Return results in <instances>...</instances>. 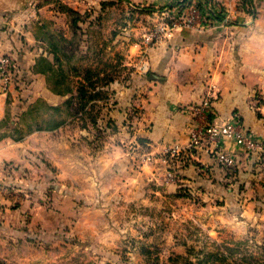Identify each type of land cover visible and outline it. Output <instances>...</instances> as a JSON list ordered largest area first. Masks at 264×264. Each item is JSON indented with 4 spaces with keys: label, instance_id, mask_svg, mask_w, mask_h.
I'll list each match as a JSON object with an SVG mask.
<instances>
[{
    "label": "crops",
    "instance_id": "0c3cea01",
    "mask_svg": "<svg viewBox=\"0 0 264 264\" xmlns=\"http://www.w3.org/2000/svg\"><path fill=\"white\" fill-rule=\"evenodd\" d=\"M183 1L188 6L206 0H0V57L9 55L17 66L15 86L7 95L0 91V123L8 110L12 116L7 126H0V178L29 191L30 197L40 193L50 199L47 211L73 223L70 229L77 230L84 244L92 240L101 246L122 244L124 230L145 225L144 218L137 216L120 220L119 209L110 201L151 206L157 197L181 199L182 188L204 200L223 197L225 203L195 208L215 220L243 225L256 213L253 195L257 182L264 184V0H253L254 16L238 7L240 0H212L221 20L208 14L197 26L174 30L149 49V71L139 74L132 67L139 46L129 40L134 30L129 20L134 16L148 20V8ZM63 8L78 14L87 25L108 22L113 39L119 38L124 47L121 69L99 83L97 90L105 97L93 104L91 123L87 111L77 118L78 124L71 121L65 105L70 94L54 93L48 83L50 74L34 70L41 57L57 67L55 53L42 35L43 24L68 28ZM225 10L233 13L229 22L222 21ZM121 22L118 32L114 28ZM207 94L215 97L218 118L239 119L245 131L262 142L261 148L252 151L230 141L218 144L235 157L239 170L234 182L244 184L247 194H232L230 173L204 149L196 150L188 164L177 168L174 182H165L167 164L160 153L186 145L196 127L191 108ZM39 101L60 108L59 125L21 130L14 119ZM15 127L23 134L19 140L12 136ZM225 185L226 192L217 194ZM232 199L238 202L229 204ZM25 208H0L1 231L18 227ZM166 212L174 217L181 213L179 208H158V214ZM146 225L164 229L162 221ZM158 242L160 249L176 250L173 236L172 241L159 237ZM126 253L134 256L133 251Z\"/></svg>",
    "mask_w": 264,
    "mask_h": 264
},
{
    "label": "rangeland",
    "instance_id": "374dc122",
    "mask_svg": "<svg viewBox=\"0 0 264 264\" xmlns=\"http://www.w3.org/2000/svg\"><path fill=\"white\" fill-rule=\"evenodd\" d=\"M63 11L68 28L62 24L48 27L43 24L42 35L61 61L57 66L59 69L49 76L48 83L54 92L64 91L70 94L66 115L71 121L78 124L77 118L87 111L88 122L91 123L93 104L97 99L105 97V93L97 90L99 83L111 77L112 71L121 69L124 47L119 38L113 39L114 31L108 22L104 25H87V21L84 23V20L67 8H63ZM151 18L152 16L144 20L134 16L129 20L134 29L129 38L131 43L140 46V36L152 25ZM121 24L122 22L118 24L119 28L114 29L121 31ZM100 72H104L105 76L101 77ZM60 111V108H48L42 101L35 103L23 116L14 120L19 123L21 130L48 128L61 121ZM11 117L8 110L2 127L8 125ZM1 135L3 134L0 133ZM17 135L15 132L12 134L13 137ZM238 170L230 175L233 179L229 183L232 185L231 192L234 195H239L240 192L247 194L244 184L235 183L238 182ZM258 184L259 181L253 195L256 198L253 201L256 213L250 218L251 221L243 225L240 221L226 222L215 220L207 214H199L195 208L225 203V200L221 196L204 200L199 195L191 194L187 188H182L185 190L181 191V199L174 201L172 198L157 197L158 203L151 206L110 201L112 206L123 212L116 214L120 220H130L137 216L138 219L144 218L145 225L141 222L143 228L124 230L122 235L126 238L122 240V244L101 246L100 243L94 245V240L88 239L86 242H91L84 244L78 238L77 230L70 229V226L74 227L73 223L62 220L61 215L56 212L47 211L50 199L49 201L40 196V193L30 197L29 191L9 183L11 194H0V208L16 209L23 205L26 213L21 215L18 227L6 232L0 229V264H264V184ZM225 189L226 185L220 187L217 194L225 193ZM249 196L246 195L244 199L247 200ZM235 201L238 202L232 199L229 204L235 205ZM40 205L43 206L42 209ZM158 208L161 211L179 208L181 213L175 217L167 212L158 214ZM151 220L162 221L164 229L146 225ZM172 236L177 243L174 246L176 250L169 252L164 246L160 249L159 237H164V240L169 237L172 241ZM131 251L134 256L126 253Z\"/></svg>",
    "mask_w": 264,
    "mask_h": 264
},
{
    "label": "built area",
    "instance_id": "2783aa9c",
    "mask_svg": "<svg viewBox=\"0 0 264 264\" xmlns=\"http://www.w3.org/2000/svg\"><path fill=\"white\" fill-rule=\"evenodd\" d=\"M173 8L156 9L151 13L152 25L140 36L138 55L132 65L139 74L146 75L149 71V49L178 28H191L199 25L208 15L207 11L210 10V3L206 5L205 9H201L194 4L183 6L181 10ZM232 16L231 11L225 10L222 21L229 22ZM16 77L17 66L14 60L9 55H2L0 57V91L3 94L7 95L11 88L15 86ZM214 99L215 97L212 94H207L200 103L191 108L196 118V127L191 130L186 145L182 148L165 149L160 153V158L162 155L163 162L167 164L164 174L165 182H174L177 179V168L188 162L191 155L198 149L209 152L216 163L226 169L230 175H233L237 167L235 157L231 153L218 148L220 142L230 141L248 151L262 147V142L252 138L245 131L239 119L234 117L218 118L213 109ZM147 159H150V155L147 156ZM0 194L5 196L11 194L10 185L1 178Z\"/></svg>",
    "mask_w": 264,
    "mask_h": 264
},
{
    "label": "trees",
    "instance_id": "16d2710c",
    "mask_svg": "<svg viewBox=\"0 0 264 264\" xmlns=\"http://www.w3.org/2000/svg\"><path fill=\"white\" fill-rule=\"evenodd\" d=\"M186 1H183L181 3H174L173 5H167V6H163V7H160L159 9L160 10H163L165 8H172V7H176L177 10H181L183 8V4H185ZM208 3H210V10L207 11V14H209L214 20H221V12H216L214 9H213V3H212V0L211 1H208L206 0L203 4H200L198 5L199 8L201 9H205L206 5H208ZM238 7L241 9V10H244L245 12H247L248 14H250L251 16H254L256 14V9H255V6H254V3H253V0H240V3L238 5ZM69 10V9H68ZM155 7H150L146 10L147 13H152L153 11H155ZM71 13L73 14H76L75 12H73L72 10H69ZM77 17H79L78 14H76ZM61 61H59L58 59V56L55 54V65H59ZM57 69H59V67H55V68H52L51 66V63H49V61H47V59L45 57H41L37 62H36V65H35V72L37 73H42V74H47L49 73L51 75V73L55 72ZM49 75V76H50ZM52 90V89H51ZM53 91V90H52ZM54 92V91H53ZM62 92L64 91H61V92H54V93H57V94H62ZM40 102V101H39ZM68 104V101L65 103V105L67 106ZM30 108V107H29ZM28 108V109H29ZM48 108L52 109V110H56V109H59L58 107H51V106H48ZM26 113V112H25ZM25 113H22L21 116H23ZM6 119V117H5ZM94 118H92L93 120ZM5 120H3L0 124V126H2V123L4 122ZM59 124L56 123L55 125L53 126H58ZM51 126V127H53ZM42 128H35V130H41ZM14 132L15 133H18V135L16 137H13L14 140H19L23 137V134L20 133L16 127L14 129ZM1 137V136H0ZM189 162V161H188ZM188 162L184 163V164H188ZM177 175V174H176ZM178 176V175H177Z\"/></svg>",
    "mask_w": 264,
    "mask_h": 264
}]
</instances>
